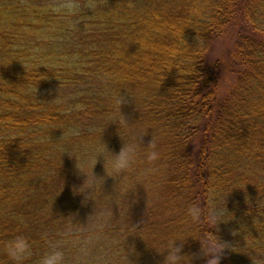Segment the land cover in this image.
<instances>
[{
  "label": "trees",
  "instance_id": "obj_1",
  "mask_svg": "<svg viewBox=\"0 0 264 264\" xmlns=\"http://www.w3.org/2000/svg\"><path fill=\"white\" fill-rule=\"evenodd\" d=\"M237 31L235 83L219 91L214 36ZM243 23L246 25H243ZM264 0H0V264L23 233L38 264L59 243L66 264H162L176 235L206 264H264ZM142 137L114 195L75 192L102 141ZM154 139L161 159L147 162ZM139 142V141H138ZM77 160V161H76ZM154 167V173L143 175ZM106 176L101 157L95 166ZM115 179L107 177L105 194ZM147 190V191H146ZM196 204L199 221L187 215ZM226 211L216 223L206 212ZM210 232V233H209ZM179 243V242H178Z\"/></svg>",
  "mask_w": 264,
  "mask_h": 264
},
{
  "label": "clouds",
  "instance_id": "obj_2",
  "mask_svg": "<svg viewBox=\"0 0 264 264\" xmlns=\"http://www.w3.org/2000/svg\"><path fill=\"white\" fill-rule=\"evenodd\" d=\"M128 98L129 96L122 93L115 99L116 106H118L119 111L122 116H124L123 121L114 122L119 125V135L121 127L128 123V119L121 111L122 105L128 103ZM143 136L133 138L130 141H125L120 135L123 144L118 153L111 151L102 137V141L97 147L91 178H89L86 173L82 172L78 163L76 164L79 172L85 176V179L83 184L76 189L75 192L85 194V203L88 200H93L92 196L94 193L98 192L102 195L111 196L117 192L120 183L125 179L126 175L133 170L137 163L140 142L143 143ZM145 146L147 149V162L150 165L161 159V153L157 150V145L154 139H151V141ZM101 157H103L104 160L106 176H98L94 171L95 166ZM155 171H157L156 168L148 167L144 169L142 174L148 175L150 173H154ZM107 177H111L118 181L114 187L113 193L111 194H105L104 192L103 186ZM206 214L218 224V222L224 221L226 211L223 208L212 204L208 207ZM187 215L192 221L196 222L200 220L202 215H205V210L199 205L193 204L188 207ZM210 236L211 238L208 239L207 242L200 240L202 244V252L206 258V264H221L222 253L225 249L221 246L225 243H221L219 238L212 233H210ZM189 237L192 236H173L168 241L163 251L156 250L158 253L164 255L162 264H192V257L183 254L184 242ZM3 252L6 254L7 260L10 261L11 264H26V262L33 255V245L28 236L23 233H19L4 242ZM38 264H66L65 252L62 246L59 243L49 242V249L40 257ZM124 264H132L129 260V254L126 256Z\"/></svg>",
  "mask_w": 264,
  "mask_h": 264
},
{
  "label": "rangeland",
  "instance_id": "obj_3",
  "mask_svg": "<svg viewBox=\"0 0 264 264\" xmlns=\"http://www.w3.org/2000/svg\"><path fill=\"white\" fill-rule=\"evenodd\" d=\"M234 26V30H226L224 34L214 36L210 41L207 49V61L217 67L219 73V91L221 95L227 94L235 83V73L233 71V63H231L230 54L234 49V43L237 39V31L239 29ZM243 25H245L243 23ZM246 26V25H245ZM258 40L264 42V36L255 33Z\"/></svg>",
  "mask_w": 264,
  "mask_h": 264
}]
</instances>
